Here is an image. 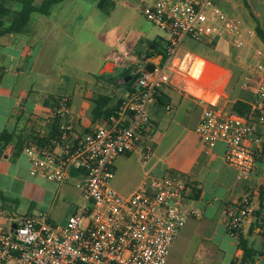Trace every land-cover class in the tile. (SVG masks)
<instances>
[{
    "label": "crops",
    "instance_id": "0c3cea01",
    "mask_svg": "<svg viewBox=\"0 0 264 264\" xmlns=\"http://www.w3.org/2000/svg\"><path fill=\"white\" fill-rule=\"evenodd\" d=\"M45 1L34 0V5L39 8ZM151 1L61 0L48 14L32 13L26 33H0V199L5 217L45 213L53 224L63 226L70 215L83 206V190L75 193L71 187L81 183L79 172L73 171L71 185L69 181L57 184L32 177L24 147L31 140H46L51 135L54 125L48 119L55 96L71 98L74 127L83 134L103 120L92 114L95 98H109L103 111L108 108L116 111L122 99L136 86V80L130 83L134 65L146 57L155 64L164 62L168 35L143 14L144 5ZM6 6L21 10V5L15 1L8 0ZM216 41L215 51H219L223 40L200 43L208 46ZM196 43L199 42L186 40L177 56L178 65L195 56L190 77L170 81L159 91L150 108L155 133L147 140L149 143L159 146L180 132L170 144V154L158 157L153 153L146 167L141 164L140 151L119 156L111 181L115 191L128 197L148 174L159 176L171 170L189 179L187 203L198 215L180 230L168 264L176 251L180 253L185 244L203 230L215 225L211 240L219 228L228 233L224 219L227 203L240 200L253 189L249 188V183L240 182L236 171L225 164L223 142H218L214 151L205 155L202 140L196 133L202 115L200 101L230 108L238 99L247 103L251 100L244 84L246 76L241 74L234 92L226 94L232 74L209 55L196 57ZM255 43L259 45L258 41ZM196 58L202 59L197 67ZM167 105L172 106L173 113L166 111ZM3 135L9 137L8 142L2 141ZM257 166L259 196L254 198L255 217L243 226L238 237L223 234L220 244L214 245L215 250L205 247L201 262L232 264L236 257L244 256L240 240L248 238L256 253L252 264H264V236L257 229L264 221V153ZM60 196L75 207L68 209Z\"/></svg>",
    "mask_w": 264,
    "mask_h": 264
},
{
    "label": "built area",
    "instance_id": "2783aa9c",
    "mask_svg": "<svg viewBox=\"0 0 264 264\" xmlns=\"http://www.w3.org/2000/svg\"><path fill=\"white\" fill-rule=\"evenodd\" d=\"M225 1L146 3L145 18L168 35L164 62L155 64L146 57L135 64L136 86L114 114L83 134L74 127L71 98L54 97L48 121L56 127L55 134L44 145L31 140L24 147L31 164L30 175L65 184L77 171L85 202L63 226L53 224L45 213L5 217L0 204V264H168L180 230L198 215L195 208L188 207L189 179L171 170L159 176L148 174L128 197L115 191L111 181L117 157L140 151L144 167L153 159L147 141L155 133L150 108L159 91L170 83V73L178 65L177 56L186 40H225L238 51L253 50L248 68L254 74L255 86L246 113L200 101L202 115L196 128L205 155L223 142L225 164L236 171L240 182L253 188L225 208L227 231L233 237L239 236L257 211V163L264 153V51L255 43L256 30L229 14L223 7ZM166 111L173 113L172 106L167 105ZM257 229L264 236V221ZM232 264H243V256L236 257Z\"/></svg>",
    "mask_w": 264,
    "mask_h": 264
},
{
    "label": "rangeland",
    "instance_id": "374dc122",
    "mask_svg": "<svg viewBox=\"0 0 264 264\" xmlns=\"http://www.w3.org/2000/svg\"><path fill=\"white\" fill-rule=\"evenodd\" d=\"M223 7L226 11H228L229 14L236 15L243 19L247 26L251 27L254 30H257L260 28L264 32V0H226L223 3ZM257 41L259 43V47L264 51V42L261 38L257 37ZM196 47L194 48V54L196 57L209 55V58L211 60H214L215 62L219 64L225 65L227 69H229L230 73L232 74L231 81L229 83V86L227 87L226 94H230L234 92V88L237 85V81L241 74H244L247 78V87H246V93L249 96H252L253 89L255 86L254 81V74L249 68H246V64H248L249 61H251L252 56V47L249 49H246L244 51H238L230 46V44L227 41H221L219 44V51H215L217 41L210 44L205 45L203 43H196ZM255 46L254 47H258ZM195 56L193 58H188L187 61H181L176 67V72L170 73V81L177 80V79H183L186 76L190 77V70L192 66L195 63ZM198 61L196 62V67L198 64L202 61V59L196 58ZM250 63V62H249ZM195 67V68H196ZM247 73H244V72ZM194 74L197 73L196 71L193 72ZM185 75V76H184ZM245 82V81H244ZM180 132H176V136H178ZM174 136H172L169 139H166L163 141L159 146H153L152 143L149 145L152 147L153 153H156L157 156H165L170 154V144L174 141ZM140 164V163H139ZM71 183H74L73 181H69L68 184L71 185ZM72 189L75 193H79V190H81L80 187H78L77 183L71 185ZM60 200L66 201V206L68 209L74 208L75 204L72 203L70 200L60 196ZM1 204V199H0ZM87 224V221L84 220V225ZM9 228V225L6 226ZM215 225L211 226L207 230H203V232H200L196 238L192 239L190 242L186 243L185 246L181 249V252L178 253L176 251L174 255V259L172 260L171 264H192L195 261H200V257H203L204 248H210L211 250H215L216 248L214 245H219L220 240L223 238V234L226 233L225 229L219 228L217 231H215V238L214 240H211L212 234L214 233ZM228 232V231H227ZM230 235V234H229ZM226 247V244H225ZM230 251V250H229ZM205 259V258H204ZM205 261V260H203ZM206 262V261H205Z\"/></svg>",
    "mask_w": 264,
    "mask_h": 264
},
{
    "label": "trees",
    "instance_id": "16d2710c",
    "mask_svg": "<svg viewBox=\"0 0 264 264\" xmlns=\"http://www.w3.org/2000/svg\"><path fill=\"white\" fill-rule=\"evenodd\" d=\"M8 0H0V33H10V32H18V33H26L29 28V23L31 20L32 13L38 11L43 14H48L51 7L60 2L61 0H46L41 7L37 8L34 5V0H11L19 3L21 5V10L15 11L6 6V2ZM257 35L264 42V32L258 28L256 30ZM136 80L135 76H132V81ZM247 85V78L244 82ZM129 85V84H128ZM109 98L105 96H98L94 99L95 108L93 109L94 118L99 119H108L115 112V108H108L106 111H103V107L108 105ZM119 104V103H118ZM234 112L239 114H245L248 110L247 101H243L242 99L236 100L230 107ZM56 132V127H53L52 133L50 135L53 136ZM9 137L7 135H3L2 141L8 142ZM41 145L47 142L45 139H38ZM240 233V232H239ZM240 248L244 252L243 256V264H252L255 260L256 253L253 249V244L250 242L248 238H241L240 240Z\"/></svg>",
    "mask_w": 264,
    "mask_h": 264
},
{
    "label": "water",
    "instance_id": "95a60500",
    "mask_svg": "<svg viewBox=\"0 0 264 264\" xmlns=\"http://www.w3.org/2000/svg\"><path fill=\"white\" fill-rule=\"evenodd\" d=\"M16 226H15V224L13 225V228H15Z\"/></svg>",
    "mask_w": 264,
    "mask_h": 264
}]
</instances>
